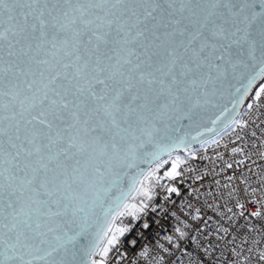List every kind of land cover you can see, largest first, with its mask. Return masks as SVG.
<instances>
[{
  "label": "snow or ice",
  "instance_id": "1",
  "mask_svg": "<svg viewBox=\"0 0 264 264\" xmlns=\"http://www.w3.org/2000/svg\"><path fill=\"white\" fill-rule=\"evenodd\" d=\"M257 64L264 0H0V264H85L139 150Z\"/></svg>",
  "mask_w": 264,
  "mask_h": 264
},
{
  "label": "built area",
  "instance_id": "2",
  "mask_svg": "<svg viewBox=\"0 0 264 264\" xmlns=\"http://www.w3.org/2000/svg\"><path fill=\"white\" fill-rule=\"evenodd\" d=\"M162 161L137 184L148 203L113 249L103 255L101 242L91 262L264 264V78L230 125Z\"/></svg>",
  "mask_w": 264,
  "mask_h": 264
},
{
  "label": "water",
  "instance_id": "3",
  "mask_svg": "<svg viewBox=\"0 0 264 264\" xmlns=\"http://www.w3.org/2000/svg\"><path fill=\"white\" fill-rule=\"evenodd\" d=\"M262 68L264 66L258 64L254 67L249 65L244 69L243 76L237 79L230 78L218 86L210 102L197 109L192 119H182L174 123L166 133V139L139 150L134 166L124 170L126 175L122 177L120 184L123 194L116 192L112 200L106 201L104 209H98L90 218L87 231L74 242V245H69L73 250L83 249L80 255L83 256L85 264H91L90 256L102 242L112 218L135 192L138 182L147 171L169 155L194 148L230 125L256 84L264 78ZM116 196H120V199L114 203ZM85 252L87 255H84Z\"/></svg>",
  "mask_w": 264,
  "mask_h": 264
},
{
  "label": "rangeland",
  "instance_id": "4",
  "mask_svg": "<svg viewBox=\"0 0 264 264\" xmlns=\"http://www.w3.org/2000/svg\"><path fill=\"white\" fill-rule=\"evenodd\" d=\"M162 163H164L163 161H160L159 163H157L155 166V168H161L163 165ZM138 189L140 191H135L132 196L127 200V202L125 204H127L130 208L132 206H134V208L136 209L135 213H126L124 215H120L119 213L124 212V206L122 207V209L116 214L115 219L112 220L105 236L104 239L102 241V244L100 246V249L103 251L104 248L108 249L107 254L113 249V247L115 246L116 242L123 236V234L125 233L127 227L129 226L127 224L128 221L130 220H135L136 217L138 216L139 213V208L144 207L148 201H149V192L142 189V183L140 184V186L138 187ZM147 193V195H144V193ZM124 204V205H125ZM111 229V230H109ZM117 229H124L125 231L123 232V234H121L120 232L116 231ZM113 236H115V242L112 244H109L108 241L111 240L113 238ZM103 254V253H102ZM107 254H103V255H107Z\"/></svg>",
  "mask_w": 264,
  "mask_h": 264
},
{
  "label": "trees",
  "instance_id": "5",
  "mask_svg": "<svg viewBox=\"0 0 264 264\" xmlns=\"http://www.w3.org/2000/svg\"><path fill=\"white\" fill-rule=\"evenodd\" d=\"M258 84H259V83L256 84V86L254 87V89L257 87ZM254 89H253V90H254ZM252 92H253V91H252ZM133 221H134V220H130V221L127 222V224L130 225Z\"/></svg>",
  "mask_w": 264,
  "mask_h": 264
}]
</instances>
